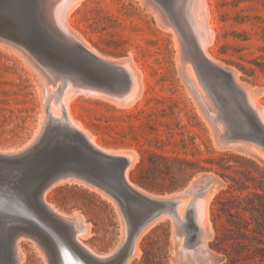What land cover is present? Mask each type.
Returning a JSON list of instances; mask_svg holds the SVG:
<instances>
[{"label":"rangeland","instance_id":"obj_1","mask_svg":"<svg viewBox=\"0 0 264 264\" xmlns=\"http://www.w3.org/2000/svg\"><path fill=\"white\" fill-rule=\"evenodd\" d=\"M25 1L0 0V28L23 34L27 42L37 49V53H32L25 45H21L26 56L36 63L39 62L44 68L45 76L48 75L50 79L48 78L49 84L40 83L33 66L26 64L29 60L24 63L26 56L23 57L20 51H16L12 44H9L15 37L3 36L7 47L1 42L0 147L18 149L28 143L33 135L39 138L28 144V148L26 146L24 152L31 156L22 168V173H19L20 176H16L17 179H2L6 187H0L4 190L10 189L13 193L19 192L22 198L29 202L25 184L27 177L40 173L48 174L52 170L63 168L68 171H82L96 185L95 189L67 180L54 186L48 192L47 200L67 213H82L90 223L91 230L85 242L100 252H108L119 244L121 228L126 227L125 230L130 233L141 221L149 220L161 210L137 199L124 189L119 181L114 184L106 178L98 179L93 170L74 164L67 159V150L51 142L58 132L66 131V124L52 120L49 109L52 105L55 107L64 91L67 92L74 83H79L101 92L102 96L77 93L70 97L76 119L104 148L136 153V160L127 167L130 181L156 196L183 192L188 198L187 205L183 207L181 217L177 220L163 215L142 232L137 243L139 253L132 257L129 264H198L201 260V264L225 262L224 254L216 248V237L223 236L230 225L224 215L220 219L215 217L217 198L239 194L243 196L255 190V183L251 179L246 181L249 188L239 190L233 186L231 178L258 176L264 169V160L250 147L264 143V91L261 94L255 90V87H264V0L208 2L214 37L207 44V51L229 72L235 74L241 87L248 90L254 87L250 91L257 94V97L253 98L245 93L242 100H238L239 97L231 89V92L229 91L225 82L216 79L212 71L200 62L197 54L189 48V37L182 27L180 32L174 35L173 31L155 22L152 12L139 0H81L70 12L71 29L73 28V33L79 39L86 40L85 42L81 40V43H76L67 38L62 39L47 27V34L60 52L54 49L40 29L35 27L32 12L28 11ZM172 13L174 14V11ZM175 37L182 41V47L176 46ZM83 43L90 45L86 49L92 46L93 49L87 51L80 47ZM16 53L20 54L21 58ZM94 53L102 54L104 58L111 57L108 59L112 60L128 61L132 58L139 64L146 86L144 85L141 95L133 103L129 104L130 99L126 98H131L130 93L133 92L132 75L128 68L126 70L123 65L102 64ZM188 66L192 69L193 78L188 75ZM55 82L58 86H67L66 89L63 86H53ZM54 87L57 89H54V92L58 95L51 93ZM39 91L41 96H38ZM107 94L108 97L105 96ZM256 100L259 101L255 102ZM63 135L60 139L69 141L74 138L73 133ZM235 137L239 138L241 143L234 144L233 147L227 145L228 140ZM78 149L80 148L76 146L75 150ZM98 158L114 166L113 174L115 168H119L122 163V156L101 155ZM220 173L227 177L221 176ZM209 174L219 178L217 189L212 195L206 187L203 188L208 191L197 188L199 183L210 177ZM189 185L193 187L190 186L192 190ZM195 196L200 199L196 200ZM205 199L209 201L206 204L209 214L206 217L209 219L206 221L213 229L206 241L201 239L195 243L196 239L192 235L197 233L193 226L197 207L194 205L198 206ZM167 209L170 210L169 207ZM4 211L0 212V221L6 219L8 211ZM249 215L248 211L242 213V217L246 219ZM252 226L253 224H250V227ZM180 238L178 246L176 243ZM198 243H201L200 246ZM20 245L25 253L24 264H44L40 253L31 242L22 240ZM184 249L191 251L185 250V253ZM197 258L199 259L196 261Z\"/></svg>","mask_w":264,"mask_h":264},{"label":"bare ground","instance_id":"obj_2","mask_svg":"<svg viewBox=\"0 0 264 264\" xmlns=\"http://www.w3.org/2000/svg\"><path fill=\"white\" fill-rule=\"evenodd\" d=\"M80 1L81 0H30V1L26 0L25 1V4H26L28 11H30V13L32 12V19L34 20L35 27H38L40 29L42 34H44L46 39H48L47 40L48 43H50V45H52L53 48L56 49L58 52H60V49H58L56 44L52 41L51 37L47 34V29L50 28L55 34L61 36L60 38L63 37V38L69 39L72 42H76V43L80 42L81 43V40L83 38L79 39L78 36L73 33L74 30L72 31L73 28L71 29L72 21H71V17H70L71 10ZM139 2L144 4L146 9H148L152 12L151 14H153L155 22H158L159 24H161V25L167 27L169 30L173 31L174 35L178 34L180 32V30H179L180 27H182V30L189 37V41H190V45H191V46H189V48H191V51L193 50L197 54V57L200 60V62L212 71V74L214 75V77L216 79L222 80L225 82V84L229 87V91L231 89L236 94V96L239 97L238 100L244 99L245 93L252 96L253 98L255 96L257 97V94H255L253 91L252 92L250 91L252 88L254 89V87H252L250 90L241 87L240 84L238 83L240 81L238 80V78H236L235 74L232 72H229V70L226 69L225 67H223V65L220 64L218 60L216 61L214 58H212L210 56L211 53L209 54L207 51V46L209 47V45H207V44H209L214 37L213 36V34H214V32H213V20H212V16H211V12H210V7L208 4L209 0H139ZM173 11H174V14L172 13ZM179 24H180V26H179ZM169 30H167V31H169ZM9 35H12L13 37H15V38L12 37L13 39L9 44H12L11 46H13L16 49V51L17 50L20 51L24 55L23 57H25L26 54H25L23 47H21V45H25L30 52L37 53L36 52L37 49L35 50V48H33L27 42V40L23 37L22 33L18 34L14 31H6L2 28H0V44H1V42H3L2 45L5 46L6 44H4V42H6L5 41L6 39L3 40V36H9ZM67 39H66V41H67ZM174 39L176 42V46L178 48L182 47V41L178 40L177 37H175ZM82 41H84V40H82ZM82 45L83 46H80V47L85 48V50H87V51L90 48L93 49V46L90 47L89 49H86V47H88L90 45L87 46V44H85V43H83ZM9 46L10 45H8V47ZM5 47H7V45ZM77 47H79V46H77ZM69 48H71V47H69ZM27 49H26V51H27ZM76 49H78V48H76ZM92 51L96 52L94 50H92ZM70 52L71 51H69V53ZM75 52H73V53L75 54ZM97 53H98V51H97ZM97 53H94V55H96V59L99 62H101L102 64H113V65L117 64L118 66L123 65L124 67H126V70L128 68V70L130 71V74L132 75L131 76L132 77L131 86H132L133 92L130 93V94H132L131 98H128V97H126V98L130 99L129 104L133 103V101H135V99H137L141 95L142 89L144 88V85H145L144 80L142 78V72H141L143 70L140 69L139 64L137 62H135L132 58L129 59L128 61H126L125 59L124 60H112V59H108L111 57H108L107 55H105V56H107L108 58H104V57H102V54L98 55ZM20 54H17V55L19 56ZM99 54H100V52H99ZM77 56H79V55L77 54ZM91 56H92V54H91ZM25 58H26V61H24V63H26L29 60L26 64L28 65L30 63V66H33L32 68H34V70L36 71L35 74L38 77V81L40 83L49 84V82H48L49 76L48 75H47L48 77L45 76V74H44L45 72H43L44 68L40 65V63L38 62L39 63L38 64V63L32 61L31 58H29L28 56H26ZM188 59H186V60L188 61ZM89 60H91V58ZM96 62H94V63L96 64ZM44 63H43V66H44ZM30 66H26V68H30ZM189 66L187 68L188 75H190L191 78H193V74L191 72L192 69L191 68L189 69ZM224 66H226V65H224ZM124 67H123V69H124ZM202 68H203V66H202ZM62 69H64V68H62ZM117 69L115 68V70H117ZM35 71H33V72H35ZM109 71H111V69ZM113 72H117V71H113ZM125 73H126V71H125ZM109 74H114V73H109ZM109 74H108V76H109ZM122 74H124V73L122 72ZM36 75H35V77H36ZM119 76H120V73H119ZM57 78H60V77H57ZM204 78H205V76H204ZM122 79L123 78H121V80ZM65 80H67V79H65ZM86 80H84V81H86ZM118 80H120V78ZM124 80H126V79H124ZM185 80H186V78H185ZM187 81L188 80H186V83H187ZM222 81H220V82H222ZM36 83H38V82H36ZM206 83H208V82H206ZM93 84H95V83H93ZM118 84H119V82H118ZM41 85H43V84H41ZM55 85H57L56 82L53 86H55ZM91 85L92 84H90V86ZM120 85H122V84H120ZM43 86L45 87V85H43ZM60 86H63V84ZM60 86H58V88H60ZM96 86L98 88V84ZM117 86H119V85H117ZM117 86H116V89L118 88ZM131 86L129 88H131ZM190 86L193 88L192 84ZM66 87H64V88L66 89ZM198 87H196V88H198ZM50 88H51V83H50ZM69 88L70 87H68V89ZM112 88H113V86H112ZM200 88H199V90H200ZM51 89H49V91ZM54 89H56V88L54 87L52 92H51L53 94L56 92V91L54 92ZM45 90H47V89L45 88ZM98 90H99V88H98ZM113 90H110V91H113ZM255 90L259 91V93L262 94L264 91V87H262V86L261 87H255ZM120 91H122V90H120ZM40 93H41V91H39L38 96H41ZM46 93H47V91H46ZM77 93H81V94L82 93H90L93 95L94 94H96V95L100 94L101 95V92L96 91L92 88H88V87H84L82 85H79V83H74L72 85V87L67 92L64 91L62 96L59 98V102L55 105V107H53V105H52V107H50V109H49V112H50V116H52L51 117L52 120L64 122L66 124V131L64 130V131L58 132L57 133L58 135L56 137H53L51 142L59 144L62 146V148L67 150V159L68 160H70L71 162H73L74 164H76L82 168L88 167L91 170H93L95 173L94 175L98 179H101V178L105 179L106 178V179H109L114 184L119 181L122 184V187L124 189H126L128 192H130L131 194H133L137 199H140V201H142L144 203L154 205V206H156V208H159L161 210L159 212H157L156 214H154L149 220H144V222L142 224H139L137 226V229H136L137 233L134 234V236L132 235L131 231L129 233L125 230L126 227L121 228V241L120 242L118 241L119 244L114 249H112L108 252H100L85 242V239L91 234V230H90V223L85 220V217L82 213L75 212V211H74V213H67V212L59 209L53 203H51L47 200L48 192L54 186H56V185H58L64 181H67V180L71 181V182L76 181V182H79V184L80 183L86 184L87 186L93 187L95 189L96 185L93 183V181L88 179L84 175V173H82V171H80V172L76 171V170H73V171L69 170L68 171V170H64V168L52 170L48 174L40 173V174H36V175L30 176V177H27L25 184H26L27 193L29 196V200H28L29 202H27L26 199L22 198V195H20L19 192L13 193V192H11L10 189L9 190L2 189V192L4 195L3 196L0 195V210L1 211L5 210V211L12 213L11 214L12 216L10 218H8V221L4 223L5 224L4 229H1V226H0V264H7V262H8V264H24L25 253H24L23 248L20 245V242H22V240H27L35 246L34 248H36L38 250V252L40 253L44 264H86V261H92V262L101 263V264H129L132 257L138 255V253H139V248H138L137 243H138L139 236L142 234V232L146 231L145 230L146 228L150 227V225L155 223L158 218L163 217V215L164 216L169 215L173 219L177 220V218L181 217V212H183L182 211L183 207L185 205H187L186 202H187L188 198H186L182 194L183 192L178 193V194H176V192H175V193H173L174 195L171 193L170 195H172V196H170L169 194H168V196L167 195L166 196H156V195L150 193V191L148 192V191L144 190V188L142 189V188L138 187L137 184H133V182L130 181V179L128 178L129 176H127V171H129V170H127V167H129V165L134 163V161L136 160V157H137L136 153H131L132 151L131 152L128 151V153H127L123 150L107 149V148H104L99 142L96 141L97 139L94 138V135H92L91 132H89V130H87L82 125V123H80L76 119L77 117H75V111L71 107L69 99H71L73 97V95H75ZM218 93H219V90H218ZM55 94H57V93H55ZM59 94H61V93H59ZM210 95H211V93H210ZM44 96L42 97V100H43ZM105 96L108 97L109 95L107 94ZM202 98L204 99V97H202ZM228 98H229V96H228ZM230 98H231V96H230ZM39 99H41V98H39ZM109 99L112 100L113 98H109ZM255 99H257V98H255ZM104 101H106V100H104ZM124 101L126 102V100H124ZM257 101H259V100H256L255 102H257ZM120 102H122V101H120ZM114 103H115V101H114ZM43 104H45V103H43ZM40 105H41V103H40ZM49 106H50V104H49ZM39 108H41V107H39ZM120 108H122V107H120ZM260 108L263 109L262 107H260ZM124 109H125V107H124ZM246 110H247V107H246ZM42 112H43V110H42ZM42 114H44V113H42ZM41 119H43V117H41ZM39 120H40V118H39ZM246 121H248V119ZM46 122H47V120H46ZM43 123H44V120H43ZM244 125H246V124H244ZM252 127H250V128H252ZM212 129H214V128H212ZM247 129H249V128H247ZM37 130L39 133L40 132L39 129H37ZM63 133L67 134V135H69V134L72 135V133H73L74 138L70 139L69 141L60 139V137H61V135H63ZM34 134H35V132H34ZM258 134H259V132H258ZM36 138H39V136L37 137V135H35V136L33 135V137H31V140H29L28 143H26L23 147H20L18 149L17 148L15 149V148L0 147V186L1 185L4 186V183H2V179H5V180H7L8 178L12 179L13 177H16L19 175L22 168L25 166L26 161H29L28 158L31 156L30 154H27V152H24V150L26 149V146L28 148V144L34 142L36 140ZM239 140L240 139L237 137L230 139V140H228L227 145H231L233 147L234 144L241 143V141H239ZM220 141H221V139H220ZM33 144H31V145H33ZM48 144H50V143H48ZM76 146L79 147L81 149V151H80V149L75 150ZM235 147H237V146H235ZM250 147H251V150L256 151L259 154L258 156H260L264 160V143L258 144V145L253 144V146H250ZM52 148L54 149V147H52ZM244 148H246V147H244ZM128 150H130V149H128ZM133 152H134V150H133ZM251 153H252V151H251ZM101 155L119 156V157L122 156L121 166L123 165V163H125L124 168L122 170L120 169L121 166L117 169L115 168V171L113 174L112 168L114 166L112 164H109V163L99 159L98 157H101ZM61 162L63 163L62 160H61ZM3 169H6V171L2 173L1 170H3ZM67 169H68V167H67ZM128 169H130V168H128ZM13 171H16L18 173L13 175L12 174ZM209 176L210 177L206 178L207 180L205 179L206 181H204L202 183H199V181H198V183H199L198 187H197V185H195V184L194 185L198 188V190L200 188L206 187L207 189H209V192H210L209 194H211L212 192L214 194V191L217 189V186H218L217 184H218L219 178L216 175L211 176L209 174ZM201 177H203V176H201ZM127 184L130 185L131 188H128ZM190 186L191 185H189V187ZM4 187H6V186H4ZM192 188H191V190H192ZM197 188H196V190H197ZM91 190H92V188H91ZM99 190H101V189H99ZM99 190H96V191H99ZM187 190L190 191V189H188V188H187ZM205 190L203 188V191H205ZM184 191H186V189ZM203 191H202V194H203ZM206 191H208V190H206ZM101 192H102V190H101ZM191 192H193V191H191ZM101 194H103V192ZM198 194H200V193H198ZM186 195H187V193H186ZM189 195H191V194H189ZM105 197H107V196H105ZM108 198H109V196H108ZM198 198L196 197V200H198ZM209 198H210V196H209ZM201 199H203V198L201 197ZM1 200H3V201H1ZM188 202H191V201H188ZM208 202H207V199H205V200L201 201V203H199L198 206L194 205V207H197L196 213L194 215L195 217L193 220V226L197 230V233H194L192 235V237H194L196 239L195 243L201 239L205 240L212 233L213 228H211L209 223H207V221H206V219H207L206 216H209V214L207 212L208 207L206 206V204ZM167 207H169L170 210H168ZM169 216H168V218H169ZM118 218H120V217H118ZM123 218L125 220L124 216H123ZM165 218H167V217H165ZM17 222L19 223V225H13V223H17ZM119 222H121V219ZM181 238L179 239L178 243H176L178 246H180ZM202 242H203V240H202ZM200 244H199V246H200ZM182 247H180V248L182 249ZM185 250L187 251L189 249H184V252L186 253ZM189 251H191V249ZM180 252H182V251H180ZM200 252H201V250H200ZM196 253H195V255H196ZM201 253H203V252H201ZM197 254H199V253H197ZM182 256H184V255H182ZM185 258H187V257H185ZM194 258H196V257H194ZM210 258L211 257H208V259H210ZM198 259L199 258H197L196 261ZM182 261H183V263H185L184 260H182ZM194 262H195V260H194ZM200 262L198 264L202 263V262L201 263ZM193 264H195V263H193Z\"/></svg>","mask_w":264,"mask_h":264},{"label":"trees","instance_id":"obj_3","mask_svg":"<svg viewBox=\"0 0 264 264\" xmlns=\"http://www.w3.org/2000/svg\"><path fill=\"white\" fill-rule=\"evenodd\" d=\"M244 177L231 178L233 186L239 190L249 188L246 181L251 179L255 190L243 196L217 198L215 217L224 215L230 225L223 236L216 237V248L226 258L222 264H264V169L258 176ZM244 211L249 212L248 219L242 217Z\"/></svg>","mask_w":264,"mask_h":264},{"label":"water","instance_id":"obj_4","mask_svg":"<svg viewBox=\"0 0 264 264\" xmlns=\"http://www.w3.org/2000/svg\"><path fill=\"white\" fill-rule=\"evenodd\" d=\"M124 166H125V163H123V165L121 166L120 169L122 170V169L124 168ZM3 170H4V171L1 170L2 173L6 171V169H3ZM17 173H18V172H16V171H13V172H12L13 175H14V174H17ZM21 173H22V170H21ZM13 175H12V176H13ZM12 176H11V177H12ZM19 176H20V174H19L17 177H19ZM17 177H16L15 179H17ZM127 187H128V188H131L130 185H128V184H127ZM2 189H3V188L0 187V195H1V196L4 195L3 192H2ZM1 201H3V200H1ZM2 211H4V210H2ZM6 213H7V215H6V217H5L6 219H3V220L0 221L1 229H4V225H5L4 223L7 222V221H8V218H10V217L12 216V215H11L12 213H10V212H6ZM18 216H19V215H18ZM21 216H22V215H21ZM143 222H144V221H141L139 224H142ZM139 224H138V225H139ZM136 229H137V227H135V229L131 232L133 236H134V234L137 233V230H136ZM132 238H133V237H132ZM85 261H86V260H85ZM86 264H101V263H96V262H92V261H86Z\"/></svg>","mask_w":264,"mask_h":264}]
</instances>
